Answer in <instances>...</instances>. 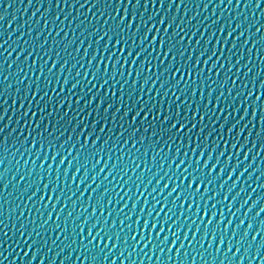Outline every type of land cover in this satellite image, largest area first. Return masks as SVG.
Listing matches in <instances>:
<instances>
[{
    "label": "water",
    "instance_id": "obj_1",
    "mask_svg": "<svg viewBox=\"0 0 264 264\" xmlns=\"http://www.w3.org/2000/svg\"><path fill=\"white\" fill-rule=\"evenodd\" d=\"M262 209L264 0H0V264H264Z\"/></svg>",
    "mask_w": 264,
    "mask_h": 264
},
{
    "label": "snow or ice",
    "instance_id": "obj_2",
    "mask_svg": "<svg viewBox=\"0 0 264 264\" xmlns=\"http://www.w3.org/2000/svg\"><path fill=\"white\" fill-rule=\"evenodd\" d=\"M161 23H163V21H161ZM165 31H167V29H165ZM146 38H147V33H145V39H146ZM153 40H155V37H153ZM160 44H161V47H163L164 41L161 40ZM170 52H171V48H169L168 52H166L165 55H168ZM259 99H260V97L257 96V100H259ZM136 115H139V113H136V114L133 115V120H135ZM170 118H171L170 116H166L164 119H165V121H167V120L170 119ZM201 119H203V117H202ZM185 127H186V125H185L184 123L173 122V123L170 125V127L167 129V131L172 132L173 130H175L176 134L179 135V133H180L181 131H183V129H184ZM193 127H195V125H193ZM61 162H63V161H61ZM101 171H103V169H101ZM193 183H196V181H192V180L189 181V183H188V188H189V189L192 188ZM166 186H167V185H166ZM45 187H47V185H46ZM175 190H176V189L173 188V191H175ZM196 191H197V192L199 191V186H197ZM262 211H264V209H262ZM250 227H251V225H249V228H250ZM97 235H99V233H97Z\"/></svg>",
    "mask_w": 264,
    "mask_h": 264
}]
</instances>
